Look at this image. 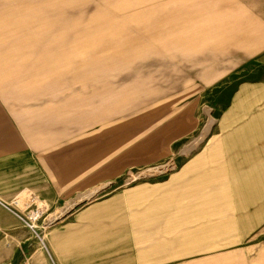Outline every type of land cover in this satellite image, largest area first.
I'll return each mask as SVG.
<instances>
[{
  "label": "crops",
  "instance_id": "0c3cea01",
  "mask_svg": "<svg viewBox=\"0 0 264 264\" xmlns=\"http://www.w3.org/2000/svg\"><path fill=\"white\" fill-rule=\"evenodd\" d=\"M115 8L113 0H0V198L29 189L49 207L60 206L113 183L131 167L165 159L197 130V84L161 91L147 69H134L113 48L103 54L95 41L54 42L43 33L21 32L98 29L96 15L100 20L101 14L124 12ZM243 25L235 35L230 27L227 38L253 51L264 46V27L250 19ZM59 45L61 52H54ZM102 61L113 68L70 67ZM42 62L67 65L56 73ZM236 120L235 132L210 139L169 177L80 203L48 234L55 263L139 264L172 227L200 228L212 237L215 229H230L231 216L259 217L264 108L249 121Z\"/></svg>",
  "mask_w": 264,
  "mask_h": 264
},
{
  "label": "rangeland",
  "instance_id": "374dc122",
  "mask_svg": "<svg viewBox=\"0 0 264 264\" xmlns=\"http://www.w3.org/2000/svg\"><path fill=\"white\" fill-rule=\"evenodd\" d=\"M113 1L117 2L115 9L124 12L101 14L100 20L96 15L95 21L101 22V28L21 32L39 36L43 33V39L53 38L54 42L95 41L102 44L103 54L113 48L115 53L127 55L128 64L132 63L134 69H147L151 84L158 89L163 86L161 91L197 84L201 102L197 130L178 143L165 159L131 167L113 183L101 184L83 198L60 206L49 207L29 189L15 192L8 199L0 198V264H56L47 246L48 234L82 202L93 195L103 197L169 177L210 139L235 132L236 119L249 121L254 111L264 108V93L254 95L249 89L264 88V46L253 51L245 43L227 38L229 28L237 30L234 35L238 34L246 19L264 27V0H183L182 8L178 7V0ZM208 2L210 6L206 7ZM165 3L170 6L164 8ZM69 20L93 21L94 16L69 15ZM190 35L214 39H192ZM50 48L43 47L47 52ZM62 49L60 45L54 46V52ZM38 64L43 68L53 65L56 73L67 65ZM70 64L76 68H113V62L108 61ZM15 200L18 205H14ZM261 208L259 217L231 216L227 224L230 229H215L212 237L204 229L172 227L156 237L158 244L142 255L139 264H264V205Z\"/></svg>",
  "mask_w": 264,
  "mask_h": 264
},
{
  "label": "built area",
  "instance_id": "2783aa9c",
  "mask_svg": "<svg viewBox=\"0 0 264 264\" xmlns=\"http://www.w3.org/2000/svg\"><path fill=\"white\" fill-rule=\"evenodd\" d=\"M15 204H16V205H18V204H19V202H18L17 200H15V203H14V205H15Z\"/></svg>",
  "mask_w": 264,
  "mask_h": 264
}]
</instances>
